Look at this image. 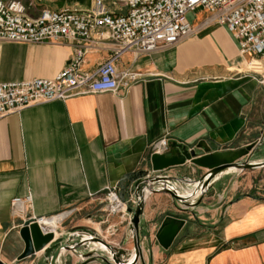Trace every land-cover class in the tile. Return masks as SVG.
I'll use <instances>...</instances> for the list:
<instances>
[{
    "label": "crops",
    "instance_id": "0c3cea01",
    "mask_svg": "<svg viewBox=\"0 0 264 264\" xmlns=\"http://www.w3.org/2000/svg\"><path fill=\"white\" fill-rule=\"evenodd\" d=\"M23 1L37 15L43 7L87 8L95 0ZM104 2L114 15L128 10L127 0ZM207 15L204 9L190 12L196 31L177 44L124 51L116 59L118 69L139 73L127 88L39 102L0 118L1 262L46 264L45 249L19 258L25 248L20 230L30 217L57 240L89 230L134 250L129 222L120 212L107 214L104 196L117 185L123 198L130 197L124 176L151 167V144L162 136L168 137L169 149L203 142L204 152L219 151L253 141L264 148V52L241 54L233 33L225 25L207 24ZM114 46L107 40L92 47L83 67L94 70ZM74 48L65 38L0 40V80L52 77ZM206 171L188 160L162 172L193 186ZM213 182L196 206L164 190L148 193L140 219L146 264H264V192L256 190V177L231 168ZM16 196L24 199L20 210L12 207ZM168 215L185 222L165 247L157 232ZM70 254L63 249L59 264L84 258Z\"/></svg>",
    "mask_w": 264,
    "mask_h": 264
},
{
    "label": "built area",
    "instance_id": "2783aa9c",
    "mask_svg": "<svg viewBox=\"0 0 264 264\" xmlns=\"http://www.w3.org/2000/svg\"><path fill=\"white\" fill-rule=\"evenodd\" d=\"M127 4L128 10L117 15L104 0H95L87 8L43 7L32 15L23 0H0V40L43 42L65 38L75 42L71 59L54 76L0 80V118L39 102L129 87L139 73L130 68L119 70L116 59L126 50L151 52L190 37L196 26L189 13L198 9L208 12L207 24L225 25L233 33L241 54L264 52V0H127ZM107 40L115 44L112 54L94 70L85 69L86 53ZM168 150L167 136L151 144L152 153ZM104 198L107 214L120 212L131 221L129 207L137 202L133 193L125 199L119 186H109ZM23 206L22 197L13 198V210Z\"/></svg>",
    "mask_w": 264,
    "mask_h": 264
},
{
    "label": "water",
    "instance_id": "95a60500",
    "mask_svg": "<svg viewBox=\"0 0 264 264\" xmlns=\"http://www.w3.org/2000/svg\"><path fill=\"white\" fill-rule=\"evenodd\" d=\"M257 147L258 143L253 141L236 149L204 152L208 149L203 142L195 146L179 144L171 146L165 152H154L151 155L150 168H141L127 173L122 180L123 188L128 193H133L137 200L135 206L129 207L132 211L129 228L134 240V250L110 244L100 232L89 230H77L70 234L68 239L57 240L53 231L43 232L38 218L30 217L24 221L20 230L25 240V248L19 258L45 249L48 253L46 264H59L62 250L68 249L71 254L84 257L77 264H87L92 260L103 264H137L140 260L142 264H146L141 243L140 219L148 193L160 189L170 192L188 206L199 205L204 195L214 185V177L220 172L231 167L240 169L263 167L264 159H250V153ZM188 160L207 168V171L196 180L193 186H186L180 178L168 176L162 172L170 166L182 164ZM177 179L180 183L176 182ZM197 194L199 196L193 198ZM184 222V219L168 215L157 232L160 243L168 247L178 234L180 224ZM51 241L54 242L48 245ZM67 263L68 261H65L60 264ZM0 264L4 263L0 261Z\"/></svg>",
    "mask_w": 264,
    "mask_h": 264
},
{
    "label": "rangeland",
    "instance_id": "374dc122",
    "mask_svg": "<svg viewBox=\"0 0 264 264\" xmlns=\"http://www.w3.org/2000/svg\"><path fill=\"white\" fill-rule=\"evenodd\" d=\"M262 146V145H261ZM264 156V148L263 147H257L250 155L251 160H255L256 157ZM245 170V172L253 174V176L256 177V190H259L260 192H264V167L261 168H246L242 169ZM58 218V217H54Z\"/></svg>",
    "mask_w": 264,
    "mask_h": 264
},
{
    "label": "bare ground",
    "instance_id": "6f19581e",
    "mask_svg": "<svg viewBox=\"0 0 264 264\" xmlns=\"http://www.w3.org/2000/svg\"><path fill=\"white\" fill-rule=\"evenodd\" d=\"M252 63H254V62H252ZM231 168H236V167H231ZM231 168H229V169H231ZM185 193L187 192V191H184ZM58 217V216H57ZM52 219H54V217H52V218H46L45 220H43V221H45V222H49L50 220H52ZM44 224V223H43ZM43 230V229H42Z\"/></svg>",
    "mask_w": 264,
    "mask_h": 264
}]
</instances>
